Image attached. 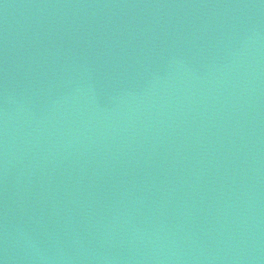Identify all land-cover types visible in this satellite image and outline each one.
<instances>
[{
    "label": "water",
    "instance_id": "1",
    "mask_svg": "<svg viewBox=\"0 0 264 264\" xmlns=\"http://www.w3.org/2000/svg\"><path fill=\"white\" fill-rule=\"evenodd\" d=\"M0 264H264V0H0Z\"/></svg>",
    "mask_w": 264,
    "mask_h": 264
}]
</instances>
